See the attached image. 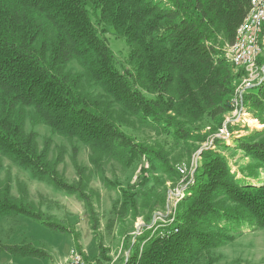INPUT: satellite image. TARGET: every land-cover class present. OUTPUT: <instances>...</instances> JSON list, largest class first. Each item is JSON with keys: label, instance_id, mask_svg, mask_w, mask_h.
Wrapping results in <instances>:
<instances>
[{"label": "trees", "instance_id": "trees-1", "mask_svg": "<svg viewBox=\"0 0 264 264\" xmlns=\"http://www.w3.org/2000/svg\"><path fill=\"white\" fill-rule=\"evenodd\" d=\"M248 9V0H0V154L89 203L83 186L60 177V160L49 161L50 142L40 150L37 133L26 131L28 109L34 125L89 145L95 163L104 155L128 166L141 156L167 163L165 154L123 131L127 115L180 141H205L193 134L202 128L215 137L244 77L223 55L220 37L233 42ZM110 30L128 46L126 66L118 65L105 38ZM74 60L83 73L68 69ZM84 79L105 96L85 92ZM244 104L264 124V82L246 91ZM251 137L238 146L264 169V137ZM144 180L140 175L138 184ZM188 191L175 225L141 236L143 248L124 264H213L209 254L233 241L242 226L264 229V181L238 180L224 155L204 151ZM122 192L121 214L136 212L135 194ZM35 212L12 196L10 179L0 177V216L17 213L48 224Z\"/></svg>", "mask_w": 264, "mask_h": 264}, {"label": "rangeland", "instance_id": "rangeland-1", "mask_svg": "<svg viewBox=\"0 0 264 264\" xmlns=\"http://www.w3.org/2000/svg\"><path fill=\"white\" fill-rule=\"evenodd\" d=\"M105 38L115 52L118 65L126 66L129 49L125 41L111 30L105 34ZM221 41L223 55L233 63L228 56V48L234 41L227 43L223 36L220 37ZM262 43L263 54L260 57L264 58V29ZM257 65L263 67L264 62H259L258 59ZM67 67L75 73L84 71L75 60ZM234 67L239 73L242 69L243 76H246L244 68L235 64ZM241 82H238L236 89ZM83 88L85 92L95 96H105L99 86L87 79H84ZM233 109L232 106L231 112L226 114L224 123L228 121L229 132L235 134L230 140L219 142H215V137L211 134L206 136V128H202L201 132L193 131L198 137L205 136V141H180L173 138L171 132H164L154 124L127 115L123 118L126 120L122 126L123 131L136 142L167 156L164 155L167 163L159 160L150 162L148 158L141 156L131 166L106 155L100 157L99 163H95L92 158L96 159V156H93L89 145L78 139L70 140L53 133L43 124L34 125L31 121L32 110L28 109L26 131L37 133L40 150L45 147L46 141L50 142L49 161L55 163L60 160L57 164L60 177L67 184H79L81 188L83 186L89 203L77 193L70 194L35 177L25 166L0 154V177L10 179L12 196L23 200L36 214L48 220L46 224L17 213L0 216V264H62L73 250L85 254L92 264H124L137 247L143 248L145 241L143 242L142 237L145 234L154 235L158 230L162 231L164 227L160 226L154 231L148 229L146 223L153 220L154 213H166L172 204L171 192L173 196L176 189L181 190L188 184L189 178L175 172L176 165L181 162L190 164L197 159L196 164L199 166L202 153L208 149L228 159L231 172L238 180L263 182L264 169L257 168L253 160L239 148L238 141L248 136L263 138L264 124L247 111L241 115L239 123L231 125L235 117ZM116 110L122 115L119 106H116ZM249 173H255L256 178L248 177ZM142 174L146 175L147 180L138 184ZM125 189L135 194L136 212L121 214L124 199L122 191ZM188 194L187 188L185 197ZM138 228L143 232L141 235ZM242 230L235 237V242L231 241L228 246L216 248L209 254L213 263L217 262L221 254L223 261L227 263L247 262L250 258V246H254L256 250L264 247V229L253 228L250 224L242 226ZM258 235L261 237L258 238ZM105 256L109 260H105Z\"/></svg>", "mask_w": 264, "mask_h": 264}, {"label": "built area", "instance_id": "built-area-1", "mask_svg": "<svg viewBox=\"0 0 264 264\" xmlns=\"http://www.w3.org/2000/svg\"><path fill=\"white\" fill-rule=\"evenodd\" d=\"M248 2L249 9L247 15L237 27L234 42L228 48V56L231 57L233 64L244 68L245 72H247L231 100L234 108L232 113L235 115L231 121V125L239 123L241 115L247 112L244 104L246 91L264 82V66L259 67L257 65L259 57L263 54L264 0H248ZM227 122L219 129L215 137L227 141L233 138L235 132H229ZM196 162L197 159L192 160L190 164L186 162L177 164L176 168L179 174L184 178H189V182L181 190L176 189V193L173 196L171 192L170 199L172 204L168 208V211L166 213H156L151 224L147 226L148 229H154L155 231L160 226L167 227L175 225L176 206L185 197V189L194 183ZM160 221L163 223H160ZM137 230L140 235L143 233L140 228ZM62 264H92V262L86 259L83 253L73 250Z\"/></svg>", "mask_w": 264, "mask_h": 264}, {"label": "crops", "instance_id": "crops-1", "mask_svg": "<svg viewBox=\"0 0 264 264\" xmlns=\"http://www.w3.org/2000/svg\"><path fill=\"white\" fill-rule=\"evenodd\" d=\"M155 214L156 213H154V216H155ZM157 233H160V231L158 230ZM260 237L261 236L258 235V238H260ZM236 240H237V238H235L232 242H235ZM230 243H227V244H225L223 246H220L219 248L226 247ZM249 251H250V255H249L250 258L247 260V262H243V263L242 262L227 263V262L223 261V255L221 254L222 256L219 255V258H218L217 262L216 263H213V264H264V247H260L259 250L258 249L256 250L254 246H250L249 247ZM65 259H66V257L64 258V260ZM202 264H208V263L207 262H204Z\"/></svg>", "mask_w": 264, "mask_h": 264}, {"label": "bare ground", "instance_id": "bare-ground-1", "mask_svg": "<svg viewBox=\"0 0 264 264\" xmlns=\"http://www.w3.org/2000/svg\"><path fill=\"white\" fill-rule=\"evenodd\" d=\"M262 127V126H261Z\"/></svg>", "mask_w": 264, "mask_h": 264}]
</instances>
